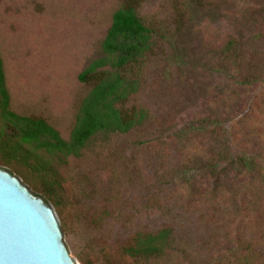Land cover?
<instances>
[{"label":"rangeland","instance_id":"obj_1","mask_svg":"<svg viewBox=\"0 0 264 264\" xmlns=\"http://www.w3.org/2000/svg\"><path fill=\"white\" fill-rule=\"evenodd\" d=\"M124 1L0 0L9 108L69 140L94 84L79 76L106 56ZM138 9L155 30L125 103L141 122L97 135L78 157L26 146L32 162L5 164L0 153V166L54 207L77 264H137L124 247L163 228L172 237L159 264H264V0H142ZM2 130L0 111L10 143ZM240 155L262 173L231 165Z\"/></svg>","mask_w":264,"mask_h":264},{"label":"trees","instance_id":"obj_2","mask_svg":"<svg viewBox=\"0 0 264 264\" xmlns=\"http://www.w3.org/2000/svg\"><path fill=\"white\" fill-rule=\"evenodd\" d=\"M142 0H125L115 11L111 26L103 41L105 57L94 60L79 76L82 81H93V87L82 103L69 140L43 118L19 115L9 108V94L5 85L3 61L0 55V111L3 134L10 130L14 138L10 143L0 139V153L5 164L15 161L29 164L30 151L40 149L45 153L80 156L94 137L103 133H128L141 122L143 111L126 109L125 103L137 88L133 76L142 59L151 50L155 30L139 15ZM109 66L108 69H104ZM27 146V147H26ZM231 165L251 174H261L262 165L255 157L240 155ZM38 172L46 175V163L33 162ZM263 175V174H262ZM264 176V175H263ZM51 194L50 189L45 190ZM172 237L171 228L157 233L138 232L124 247V254L134 258L137 264H159Z\"/></svg>","mask_w":264,"mask_h":264},{"label":"water","instance_id":"obj_3","mask_svg":"<svg viewBox=\"0 0 264 264\" xmlns=\"http://www.w3.org/2000/svg\"><path fill=\"white\" fill-rule=\"evenodd\" d=\"M0 264H77L54 207L1 166Z\"/></svg>","mask_w":264,"mask_h":264}]
</instances>
